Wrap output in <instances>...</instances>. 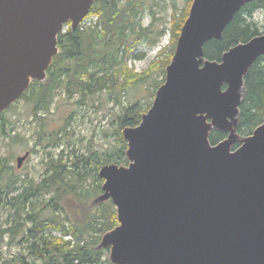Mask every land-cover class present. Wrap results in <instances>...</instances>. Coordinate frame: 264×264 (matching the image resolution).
<instances>
[{"label": "water", "instance_id": "95a60500", "mask_svg": "<svg viewBox=\"0 0 264 264\" xmlns=\"http://www.w3.org/2000/svg\"><path fill=\"white\" fill-rule=\"evenodd\" d=\"M248 1L193 0L150 108L122 130L129 164L99 169L119 222L100 244L112 263L264 264V122L232 151L236 134L208 138L236 126L244 76L264 55L262 33L204 58L205 43ZM93 3L0 0V113L45 78L57 34Z\"/></svg>", "mask_w": 264, "mask_h": 264}, {"label": "trees", "instance_id": "16d2710c", "mask_svg": "<svg viewBox=\"0 0 264 264\" xmlns=\"http://www.w3.org/2000/svg\"><path fill=\"white\" fill-rule=\"evenodd\" d=\"M143 8V0H126L124 3L122 0H94L89 13L98 15L101 28L91 23L83 29L79 26L72 29L68 22V27L57 34L58 52L53 56L45 78L31 80L19 97L25 98L31 115L39 122L36 144L42 143L45 148L56 145L61 130H65L66 124L56 130L44 125V116L50 111L58 91L68 99L75 98V103H83L88 96L103 91L116 95L125 93L127 89L145 83L155 72L161 77L154 81L152 96H155V90L165 80L166 67L172 60L189 10L174 16L172 44L162 49L160 55L163 57L152 61L144 72L136 73L128 68L125 59L132 55L139 39L151 30L140 25L139 12ZM258 10L264 13V0L246 2L226 25L222 37L205 43L204 58L220 60L222 53L230 47L262 34L253 20ZM138 30L139 36H134ZM162 33L163 30H159L157 37ZM152 102L143 106L136 100L121 107L115 118L114 146L105 152L73 156L67 160L62 152L56 158L48 153L40 179L30 178L28 174L21 179V173L13 166L6 167V160L0 157V204L4 196L2 211L9 219L7 226L0 224V242L8 236L11 241L20 237L23 243L20 254L2 264H112L107 256L109 247L100 244L102 236L119 222L111 199L97 204L92 202L103 192L104 180L98 172L106 164H129L127 140L122 130L138 125ZM13 107L11 104L0 113V135L20 141V133L12 134V120L5 114ZM263 122L264 55H261L244 76L235 134L247 137ZM227 133L213 128L208 137L210 143L217 144ZM88 178L91 180L87 184ZM2 216L0 213V218ZM54 231L59 235L53 234Z\"/></svg>", "mask_w": 264, "mask_h": 264}, {"label": "rangeland", "instance_id": "374dc122", "mask_svg": "<svg viewBox=\"0 0 264 264\" xmlns=\"http://www.w3.org/2000/svg\"><path fill=\"white\" fill-rule=\"evenodd\" d=\"M124 2L126 0H122V3ZM192 2L193 0H143L144 8L139 12V22L142 28H151V30L147 33V36L139 39L132 55L125 59L128 68L136 73H142L150 66L152 61L163 57V55H160L162 49L169 48L172 44L171 28L174 16L177 17L179 13L190 10ZM89 12L85 17L86 24H96L101 28L102 21L98 15ZM253 20L258 23L260 32L264 33V13L261 10L256 11ZM67 27L68 25H65V29ZM159 30H163V33L157 37ZM139 33L138 30L134 33V36H139ZM154 39L155 41H153ZM159 79L161 77L152 72L145 83L129 88L125 93L116 95L115 93L103 91L88 96L83 103H75V98L68 99L63 92L58 91L50 111L44 116V125L50 130L62 129L65 124L66 126L64 131L61 130L60 140L57 144L46 148L42 143L36 144L35 142L39 122L31 115L30 105L25 98L18 99L13 103L14 107L6 111L5 114L12 120V124H10V128L13 130L12 134L19 132L22 139L11 141L1 134L0 157L6 160V167L13 166L21 173V179H24L25 174H28V177L37 180L41 178L45 170V160L48 153H52L53 157L56 158L62 152L64 159L67 160L72 159L73 156L79 157L95 152H105L114 146L115 118L121 107L136 100L146 106L154 99V96H152L154 81ZM227 132L226 137L231 133L235 134V128L233 127ZM245 138L238 135L237 140L230 145V150H234L236 143L241 144ZM45 143L43 141V144ZM25 152H29V155L21 167L18 168L16 157L23 155ZM90 180L88 178L87 184ZM103 193L104 190L94 197L92 202L97 204L107 200L103 198ZM45 197L48 198L49 195H45ZM4 200L5 197L3 196L0 204V213L3 214L0 218V224L7 226L9 219L7 214L2 211ZM53 234L59 235L55 231ZM69 237L65 236V238ZM20 240V237H16L12 241L8 236L3 238L0 242V264L11 256L17 257L20 254L23 246ZM107 256L110 258L109 250Z\"/></svg>", "mask_w": 264, "mask_h": 264}, {"label": "built area", "instance_id": "2783aa9c", "mask_svg": "<svg viewBox=\"0 0 264 264\" xmlns=\"http://www.w3.org/2000/svg\"><path fill=\"white\" fill-rule=\"evenodd\" d=\"M88 25H90L89 23L88 24H86V22H85V18L79 23V27L81 28V29H83L84 27H86V26H88ZM63 31L65 30V26L63 27V29H62Z\"/></svg>", "mask_w": 264, "mask_h": 264}]
</instances>
